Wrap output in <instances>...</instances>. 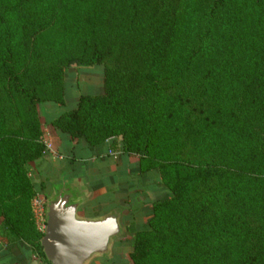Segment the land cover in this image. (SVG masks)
Segmentation results:
<instances>
[{
  "label": "trees",
  "instance_id": "obj_1",
  "mask_svg": "<svg viewBox=\"0 0 264 264\" xmlns=\"http://www.w3.org/2000/svg\"><path fill=\"white\" fill-rule=\"evenodd\" d=\"M101 64L103 92L52 125L71 164L80 143L110 142L158 171L166 191L151 193L131 264H264V0H0L11 264H27L26 250L45 258L28 166L45 154L37 108L63 105L66 69Z\"/></svg>",
  "mask_w": 264,
  "mask_h": 264
},
{
  "label": "crops",
  "instance_id": "obj_2",
  "mask_svg": "<svg viewBox=\"0 0 264 264\" xmlns=\"http://www.w3.org/2000/svg\"><path fill=\"white\" fill-rule=\"evenodd\" d=\"M84 69L86 68L72 70L78 74V76L75 74L74 77L77 79V77L80 78V76L86 74L83 72ZM77 100L75 98L72 104L65 95L63 105L43 103L37 108L43 142L49 143L53 148L50 152L51 154H47L48 156L54 155L60 158L59 160L43 155V158L49 161L48 163L52 161L55 175L57 177L62 176L65 180L76 185L86 184V187L93 191L94 194V203L91 207L92 213L99 216L117 209V206L122 203H125L124 205H128V202L130 205L137 204L135 200L142 199L141 197L146 190L154 193L156 191L154 189L156 182L152 181H156V174H152L153 171L141 173L139 171V159L136 156L126 155L119 150L113 151L110 142H105L92 150L85 149L84 144L80 143L74 151L76 161L71 164L72 154L69 151V146L58 138L52 125V120L59 112L74 107ZM75 144L76 140L70 142V146ZM25 252L30 257L27 264H42L32 252L28 250ZM8 258L9 256L5 251V242L0 239V264H11V258L9 260Z\"/></svg>",
  "mask_w": 264,
  "mask_h": 264
},
{
  "label": "rangeland",
  "instance_id": "obj_3",
  "mask_svg": "<svg viewBox=\"0 0 264 264\" xmlns=\"http://www.w3.org/2000/svg\"><path fill=\"white\" fill-rule=\"evenodd\" d=\"M83 68H86L83 71L86 74L80 76V78L77 77L76 79L74 76L75 74L76 76H78V74L74 73L72 70H81ZM105 70H106V65L104 64L96 65L92 67L73 66L72 68L66 69L64 71L65 75L62 84H63L64 95H66L68 101L72 102L73 104V100L75 98L78 99L81 95H85V94L98 95L103 88ZM39 123H40V119H39ZM51 150H53L52 146H51ZM48 154L51 153L48 152ZM48 154L45 153L44 156L47 157ZM50 157L60 160L58 156L56 157L54 155L48 156V158ZM48 162L49 161H47V159L43 158L41 161L32 162L28 165L30 178L31 179L33 178L32 180H34V182L37 183V187H38L37 196L41 197L44 213L46 210V203L48 199H50L53 195V192H51L50 189V185H51L50 182L55 181L57 183H60L59 180L62 178V176L57 177V175H55V169L52 167V161H50L51 164ZM152 174H156L155 177L156 181L155 180L152 181V182H156V184L154 183L155 184L154 189L156 190L154 193L160 194V192L161 193L165 192L166 189L164 188L160 180L158 171L154 170ZM50 177H52V179H50ZM80 185H78L79 186L78 188L80 191L83 190L84 191L83 193H85V195L82 198L83 207H81L79 215L91 216L92 215L91 213L93 212L91 207L93 206L94 203L93 191L87 188L86 184L84 183L83 185L81 186ZM76 186L77 185L73 184L72 182H67L66 187H71L70 189H72L75 188ZM141 198L142 199L135 200L137 204L130 205V203L127 201L128 205H124L125 203L124 204L122 203L121 205L117 206L118 207L117 209L120 212V225H121L122 234L114 240L113 246L111 248V253L108 258L93 259L89 264H131L129 254L132 251L133 243L135 241V235L138 232L148 228L147 224L150 219V214L148 212L151 209L150 207H151L152 199H154L155 197L151 195L150 190H146V192L143 193ZM31 205H32V214L37 230L43 233L45 229V222L35 217L36 215L34 213L33 204L31 203ZM5 234H8V229L0 221V239L4 242L8 238ZM35 257L40 261V263L47 264L46 258L42 257L40 252L36 253Z\"/></svg>",
  "mask_w": 264,
  "mask_h": 264
},
{
  "label": "water",
  "instance_id": "obj_4",
  "mask_svg": "<svg viewBox=\"0 0 264 264\" xmlns=\"http://www.w3.org/2000/svg\"><path fill=\"white\" fill-rule=\"evenodd\" d=\"M82 206L70 188L48 199L40 245L50 264H89L110 256L114 240L122 234L119 210L84 217L79 215Z\"/></svg>",
  "mask_w": 264,
  "mask_h": 264
},
{
  "label": "flooded vegetation",
  "instance_id": "obj_5",
  "mask_svg": "<svg viewBox=\"0 0 264 264\" xmlns=\"http://www.w3.org/2000/svg\"><path fill=\"white\" fill-rule=\"evenodd\" d=\"M60 183H57L55 181H51L50 182V189H51V192L54 193H58L60 192L62 189H68V188H71V187H66L67 186V182H69L68 180H65V178H61L60 180ZM76 185V184H75ZM79 186L77 185L75 188H72L71 190L74 192V193H77L78 197H79V200L82 201V198L84 197L85 193H83L84 191L83 190H79L78 188ZM83 207V206H82ZM81 209V208H80Z\"/></svg>",
  "mask_w": 264,
  "mask_h": 264
},
{
  "label": "built area",
  "instance_id": "obj_6",
  "mask_svg": "<svg viewBox=\"0 0 264 264\" xmlns=\"http://www.w3.org/2000/svg\"><path fill=\"white\" fill-rule=\"evenodd\" d=\"M45 145V153L51 152V145L48 143H44ZM33 204V208H34V213H35V217L41 221L45 222V213L43 211V204H42V200L41 197L37 196L36 198H34V200L32 201Z\"/></svg>",
  "mask_w": 264,
  "mask_h": 264
}]
</instances>
